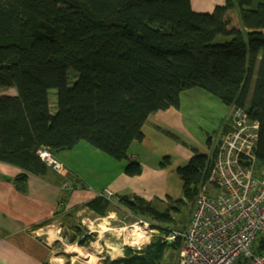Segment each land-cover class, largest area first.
Wrapping results in <instances>:
<instances>
[{"label": "trees", "instance_id": "16d2710c", "mask_svg": "<svg viewBox=\"0 0 264 264\" xmlns=\"http://www.w3.org/2000/svg\"><path fill=\"white\" fill-rule=\"evenodd\" d=\"M0 87L16 89V95H0V162L22 170L11 178L22 192L29 174L52 172L37 153L41 146L57 155L87 142L125 161L128 176L141 175L143 166L131 158V145L145 139L143 127L151 115L179 108L181 93L194 88L218 97L232 111L222 137L232 127L235 109L259 122L255 172L260 175L264 3L227 0L210 12H198L191 0H0ZM222 137L216 144L208 140L209 152L194 149L189 162L177 168L183 197L118 195L120 205L148 219L159 233L145 247H126L124 256L107 257V264L174 260L181 242L168 243L164 236L189 219ZM170 163L165 157L162 166ZM110 205L106 196L87 203L102 216ZM68 239L87 245L95 235L75 225ZM253 250L264 251V236Z\"/></svg>", "mask_w": 264, "mask_h": 264}, {"label": "crops", "instance_id": "0c3cea01", "mask_svg": "<svg viewBox=\"0 0 264 264\" xmlns=\"http://www.w3.org/2000/svg\"><path fill=\"white\" fill-rule=\"evenodd\" d=\"M226 1L191 0V3L195 11L210 12ZM259 3H264V0H254V6ZM231 114L230 110L229 118ZM183 119L181 105L179 108L154 113L143 127L145 139L142 142H134L131 147L135 143L151 146L154 141H149L151 134H155L157 139L161 134L170 139V132L182 131ZM174 121H177L176 124ZM152 147H155L153 152L158 153L155 142ZM56 156L67 172L52 169V172L44 177L29 174L25 192L20 191L11 180L22 170L0 162V264H107L106 257L114 259L125 254V243L110 241V235L107 239L109 242L104 241L102 236L100 241L103 242L101 248L105 249L106 254H112V257L100 253L99 248L93 250L96 255L94 259L81 256L66 259L62 256L51 257V254L62 252L57 250V245H65L68 230L73 232L75 225L89 233L93 232L95 236V233L97 236L107 235L109 231L114 230L110 221L114 222L117 218L118 208H124L118 203L116 196L120 192H128L129 186L132 187L130 192L147 200L173 196L167 181L172 170L162 165H150L140 154L131 153V158L138 159L143 166V172L139 176H128L125 173V161H117L87 142H80L73 149L59 152ZM97 156L101 162L96 160ZM91 158L95 159L93 166H87ZM176 169L177 165L174 166V170ZM69 177L70 180L64 181ZM107 190L112 191L114 196L104 195L111 200V205L106 215L102 216L90 209L87 203ZM128 216L125 215L126 219ZM107 217L108 220L103 222ZM45 220L52 222L40 228H32ZM140 221L147 222L140 219L134 224ZM150 225L153 226L151 223Z\"/></svg>", "mask_w": 264, "mask_h": 264}, {"label": "built area", "instance_id": "2783aa9c", "mask_svg": "<svg viewBox=\"0 0 264 264\" xmlns=\"http://www.w3.org/2000/svg\"><path fill=\"white\" fill-rule=\"evenodd\" d=\"M233 117L189 219L164 236L168 243L181 242L177 264H264V251L253 250L256 239L264 236V170L260 175L255 172L260 124L242 108L235 109ZM39 155L52 169L64 173V164L49 147L40 149ZM138 223L144 224L150 237L152 226Z\"/></svg>", "mask_w": 264, "mask_h": 264}, {"label": "rangeland", "instance_id": "374dc122", "mask_svg": "<svg viewBox=\"0 0 264 264\" xmlns=\"http://www.w3.org/2000/svg\"><path fill=\"white\" fill-rule=\"evenodd\" d=\"M221 38L222 37L218 36L217 41H219V39ZM72 77H74V74H72ZM54 92H56V89L51 90L50 96L52 101L54 97ZM3 94L16 95V89L12 87H0V95ZM181 113L184 118L183 119L184 125L183 128H181L182 130L181 132H172V133L170 132L169 133L171 134L170 139L164 138L163 134H161L160 138L157 139L155 134H151L149 141L154 140L151 143V146L145 144L140 146L138 143H135L133 147H131V150L129 151L130 155L131 153L140 154L150 165H154V166H161L162 163L165 162V157H169L171 163L167 167H169V169L172 171L167 181L168 184L170 185V194L173 196L170 195L168 196L172 197L173 199L183 197V180L180 174L177 172V169L174 170V166L177 165L178 168L181 165H186L191 159V157L194 155V149H197L202 153L208 152V140L210 138L212 139L213 144H216L220 140V138L222 137V132H221L222 126L224 124V121L228 119L230 108H228V106H226L218 97L208 93L203 89L194 88L190 90H185L181 93ZM176 122L177 121H174V124H176ZM154 142L156 146V151L158 152L156 153L154 151L156 154H154L153 152L155 147H152L154 146ZM203 146L206 147V149ZM46 147L48 146H41L39 150ZM39 150L37 152L38 155H39ZM57 159L59 158L57 157ZM94 160H95L94 158L89 159L88 160L89 164L87 166H93ZM96 160L100 162L102 161L98 156ZM82 170L84 171V169ZM65 172H67L66 168L64 170V173ZM90 175H92V173H90ZM131 190L132 187L129 186L128 192H123V193L120 192L119 195L136 194L130 192ZM107 192L101 193L100 196H104V195L108 197L114 196L112 191L107 190ZM116 198H118V196H116ZM161 207H163V205H161ZM124 208L122 207L118 208L117 218L114 220V222L110 221V223L112 222V228H114V230L109 231L107 235L103 234L97 236V233H95L96 236L93 241H90L87 245L84 246L80 245V247L82 246L83 249H89L90 251L99 248V250L101 251L100 253L112 257L113 256L112 254H106L104 252L105 249L101 248V243L103 242L100 241V236H102L101 238L104 241L109 242L107 239L110 235L111 236L110 241L119 242V243L122 242L125 243V248L131 247L137 250V248L134 247L135 244L126 242L125 238L128 235V233L131 231V229L136 228V225L141 226L142 230H144V226H143L144 224H140L138 222L136 224L134 223L135 221H138L140 219L141 220L142 219L146 220V219L144 217L137 216L131 212H128L129 210H127L126 208L125 210ZM125 215H129L127 219ZM180 217L181 216H179V219ZM107 220L108 217L105 218L103 222ZM147 222L150 221H148L147 219ZM183 222L178 223L179 225L177 226L179 227L174 229L177 230L180 229ZM122 227H125V229L123 230ZM152 227H150V229H152V231L154 232L150 237H147V240L144 239L145 241L138 244L140 248L145 247L148 243H150L154 235L159 233V230L156 227L153 228ZM70 230H68L69 231L67 234L68 238L71 237L72 234V230L71 231ZM138 231L137 233H139ZM92 233L93 232L89 234ZM132 233H135V231H133ZM134 236L135 235H133V237ZM68 238H65L67 239V241L64 246L57 245V250H61L62 252H59L57 254H51V257L62 256L65 257L66 259H73L76 256H81L80 254L73 252L72 250L74 246H79V243L77 241L71 242L69 241ZM131 241H133L132 238ZM163 241L165 240L163 239ZM179 253L180 250L178 251L177 256L174 258L173 261H168L167 259H165L163 260L162 264H177ZM94 258H96V255L94 256Z\"/></svg>", "mask_w": 264, "mask_h": 264}, {"label": "bare ground", "instance_id": "6f19581e", "mask_svg": "<svg viewBox=\"0 0 264 264\" xmlns=\"http://www.w3.org/2000/svg\"><path fill=\"white\" fill-rule=\"evenodd\" d=\"M133 231H135V233H132ZM137 231L139 233H137ZM145 233L146 232L144 230H142V228H140L139 225H136V228L131 229V231L126 236L125 240H126V242H130L131 244L138 245V244L142 243L143 241H145L144 239L147 240V235ZM133 235H135V236L133 237ZM131 238L133 239V241H131ZM72 250H73V252H76L83 257L94 259L95 254H94L93 250L90 251L89 249H83L80 246H74Z\"/></svg>", "mask_w": 264, "mask_h": 264}]
</instances>
